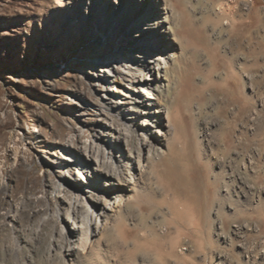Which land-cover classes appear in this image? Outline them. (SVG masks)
Listing matches in <instances>:
<instances>
[{"label": "rangeland", "instance_id": "obj_1", "mask_svg": "<svg viewBox=\"0 0 264 264\" xmlns=\"http://www.w3.org/2000/svg\"><path fill=\"white\" fill-rule=\"evenodd\" d=\"M114 2L0 0V264H70V199L58 189L93 170L63 163L100 136L104 84L93 77L140 37ZM215 2L240 13L225 29L210 11L203 78L188 87H204L196 124L183 119L81 264H264V0Z\"/></svg>", "mask_w": 264, "mask_h": 264}, {"label": "bare ground", "instance_id": "obj_2", "mask_svg": "<svg viewBox=\"0 0 264 264\" xmlns=\"http://www.w3.org/2000/svg\"><path fill=\"white\" fill-rule=\"evenodd\" d=\"M201 1L210 0H115V10L119 12L115 20L131 9L125 26L138 30L140 37L126 43L129 53L123 61L112 57L110 63L104 62L107 66L103 75L93 77L104 84H98L101 102L97 106L105 118L99 127L100 136L89 146L84 144L83 153L72 146V156L63 163L67 167L75 163L87 165L93 170L88 176L80 170L78 178L65 174L59 185V192L70 199L69 219L61 231L70 248L68 263L84 262L106 223L116 220L118 207L132 198L130 193L135 191L142 173L154 159L165 158V146L177 143L183 119L196 124L191 104L193 99L202 101L204 87L203 83L195 84L194 97L189 96L188 87L193 85L196 74L203 78L197 56L208 58L205 31L213 27L210 11L225 29L240 13L238 5L217 6L215 0H211L208 11ZM115 20L113 29L121 24ZM168 155L173 158V154ZM192 158L199 159L198 155ZM55 248L62 251L64 246L58 244ZM240 248L246 259L254 256L247 248Z\"/></svg>", "mask_w": 264, "mask_h": 264}]
</instances>
